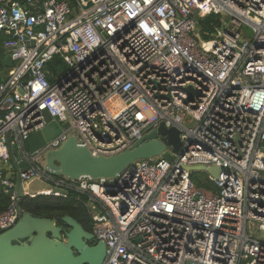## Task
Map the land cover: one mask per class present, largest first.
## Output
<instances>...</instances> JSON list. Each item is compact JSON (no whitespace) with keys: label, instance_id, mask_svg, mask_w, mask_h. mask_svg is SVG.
I'll return each instance as SVG.
<instances>
[{"label":"built area","instance_id":"2783aa9c","mask_svg":"<svg viewBox=\"0 0 264 264\" xmlns=\"http://www.w3.org/2000/svg\"><path fill=\"white\" fill-rule=\"evenodd\" d=\"M210 14L219 23L202 34L198 19ZM0 34L12 61L0 81L10 199L0 232L17 220L16 147L22 182L86 197L103 264H264V0H0ZM55 55L66 71L51 82ZM43 111L66 127L30 153L24 139L44 128ZM161 122L180 131L169 161L140 159L109 179L44 169L71 135L111 156ZM197 165L221 169L212 188L191 178Z\"/></svg>","mask_w":264,"mask_h":264},{"label":"water","instance_id":"95a60500","mask_svg":"<svg viewBox=\"0 0 264 264\" xmlns=\"http://www.w3.org/2000/svg\"><path fill=\"white\" fill-rule=\"evenodd\" d=\"M11 64V57L5 56L3 65ZM189 90L192 98L193 90ZM43 115L46 121L44 128L31 132L24 139L25 148L30 153L40 149L66 127L60 126L47 111H43ZM179 133V129L166 127L161 122L156 130L143 139L111 156L92 155L71 135L59 148L45 153L44 169L53 175H63L70 179L83 176L91 179L113 178L140 159L160 155L168 161L171 160L172 155L166 150V146L171 145L172 151L177 152L181 146ZM157 135L160 136L159 139L156 138ZM11 160L16 171L17 220L14 225L0 232V264H103L106 255L105 243L96 241L93 233L86 230L76 219L69 215L56 218L33 216L22 210L20 200L24 196H36L46 192L67 194V191L38 177L22 182L18 170L25 164L16 147H11ZM187 170H204L217 177L221 169L217 166L197 165L188 166ZM58 220L65 225L64 228L57 225Z\"/></svg>","mask_w":264,"mask_h":264},{"label":"trees","instance_id":"16d2710c","mask_svg":"<svg viewBox=\"0 0 264 264\" xmlns=\"http://www.w3.org/2000/svg\"><path fill=\"white\" fill-rule=\"evenodd\" d=\"M219 23V16L210 14L198 19V27L201 33L209 32L214 25ZM4 36L0 34V81L3 79L6 66L3 65L5 53L2 48ZM49 81L66 71V67L59 55H55L52 60L46 63ZM191 178L198 186L212 188L207 178ZM10 203L9 196L5 194L0 186V212L5 210ZM20 207L23 211L31 213L33 216L56 218L69 215L76 219L86 230L92 232V221L86 206V197L73 192L67 194L42 193L36 196H24L20 200Z\"/></svg>","mask_w":264,"mask_h":264},{"label":"rangeland","instance_id":"374dc122","mask_svg":"<svg viewBox=\"0 0 264 264\" xmlns=\"http://www.w3.org/2000/svg\"><path fill=\"white\" fill-rule=\"evenodd\" d=\"M190 175H192L194 178L201 179V178H207L208 175H210V174H208L204 170H193ZM213 189H215V187H213Z\"/></svg>","mask_w":264,"mask_h":264},{"label":"flooded vegetation","instance_id":"af4514ba","mask_svg":"<svg viewBox=\"0 0 264 264\" xmlns=\"http://www.w3.org/2000/svg\"><path fill=\"white\" fill-rule=\"evenodd\" d=\"M57 225H59V226H61L63 228L65 227V225L61 221H59V220L57 221Z\"/></svg>","mask_w":264,"mask_h":264}]
</instances>
